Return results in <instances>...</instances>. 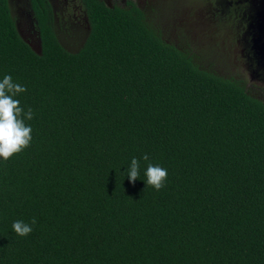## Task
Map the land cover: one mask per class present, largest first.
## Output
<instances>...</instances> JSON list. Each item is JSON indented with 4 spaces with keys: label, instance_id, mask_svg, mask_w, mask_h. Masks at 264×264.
Instances as JSON below:
<instances>
[{
    "label": "trees",
    "instance_id": "16d2710c",
    "mask_svg": "<svg viewBox=\"0 0 264 264\" xmlns=\"http://www.w3.org/2000/svg\"><path fill=\"white\" fill-rule=\"evenodd\" d=\"M84 1L70 50L34 0L36 50L0 0V80L33 111L30 146L0 158V264H264V87L200 66L135 5Z\"/></svg>",
    "mask_w": 264,
    "mask_h": 264
},
{
    "label": "rangeland",
    "instance_id": "374dc122",
    "mask_svg": "<svg viewBox=\"0 0 264 264\" xmlns=\"http://www.w3.org/2000/svg\"><path fill=\"white\" fill-rule=\"evenodd\" d=\"M58 6L60 10L62 3L59 2ZM147 17L166 41L193 53L194 60L200 66L225 77L244 79L246 82L264 87L261 82L251 81L242 35L238 36L234 32L222 33L215 28V25L202 24L192 27L188 25V15H147ZM194 17L201 21L200 15ZM57 18L56 31L61 42L68 49L76 50L88 30L86 15H57ZM244 29H241V34ZM25 35L30 41H34L31 36Z\"/></svg>",
    "mask_w": 264,
    "mask_h": 264
},
{
    "label": "flooded vegetation",
    "instance_id": "af4514ba",
    "mask_svg": "<svg viewBox=\"0 0 264 264\" xmlns=\"http://www.w3.org/2000/svg\"><path fill=\"white\" fill-rule=\"evenodd\" d=\"M54 15L56 29L57 15H88L84 0H47ZM109 7H130L135 5L142 15H188V25L192 27L206 24L215 25L222 33L234 32L241 36V29L246 27V15H255L259 0H101ZM62 3L60 10L58 3ZM9 13L12 15L19 34L36 50L40 49V37L36 28L34 0H7ZM257 5V6H256ZM200 15L201 21L195 19ZM207 16V17H206ZM87 29H88V20ZM189 29V28H188ZM191 30V29H190ZM245 30V29H244ZM186 31V29H185ZM193 31V30H191ZM244 32V31H243ZM58 34V32L56 31ZM31 36L34 41H30ZM174 44V43H173ZM65 46V45H64ZM180 48V47H179Z\"/></svg>",
    "mask_w": 264,
    "mask_h": 264
},
{
    "label": "clouds",
    "instance_id": "9594fccd",
    "mask_svg": "<svg viewBox=\"0 0 264 264\" xmlns=\"http://www.w3.org/2000/svg\"><path fill=\"white\" fill-rule=\"evenodd\" d=\"M26 91V87L14 82L11 75H5L0 80V158L5 161L29 147L32 140V128L27 126L24 120L33 119V111L29 108L25 113L19 100L14 99ZM142 159L148 161L149 156L144 154ZM139 169V160L132 158L127 175L131 182L134 183L139 178ZM145 176L147 185L159 191L165 187L168 172L166 168L149 163ZM36 223V218H32L30 223L17 220L13 222L12 228L17 235L25 237L33 231V225Z\"/></svg>",
    "mask_w": 264,
    "mask_h": 264
},
{
    "label": "water",
    "instance_id": "95a60500",
    "mask_svg": "<svg viewBox=\"0 0 264 264\" xmlns=\"http://www.w3.org/2000/svg\"><path fill=\"white\" fill-rule=\"evenodd\" d=\"M254 13L255 15H246L242 39L247 52L251 81L264 84V0H259Z\"/></svg>",
    "mask_w": 264,
    "mask_h": 264
}]
</instances>
